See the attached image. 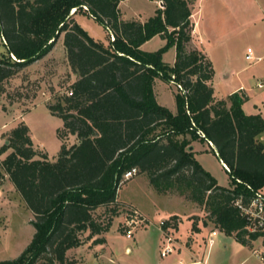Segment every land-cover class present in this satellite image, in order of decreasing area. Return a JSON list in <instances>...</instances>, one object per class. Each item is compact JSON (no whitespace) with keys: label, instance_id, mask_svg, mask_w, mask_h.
Masks as SVG:
<instances>
[{"label":"trees","instance_id":"1","mask_svg":"<svg viewBox=\"0 0 264 264\" xmlns=\"http://www.w3.org/2000/svg\"><path fill=\"white\" fill-rule=\"evenodd\" d=\"M121 1L0 0L7 55L0 57V84L46 56L60 36L75 76L67 93L47 105L61 120L55 158L33 145L24 122L0 147V157L11 150L0 162V183L7 176L34 215L29 244L0 264H75L67 251L93 237L94 245L104 244L99 236L118 215L117 191L132 168L156 191H174L202 206L214 227L250 250L259 238L264 248V233L249 232L234 206L237 198L248 203L253 192L264 193V120L244 113L243 94H231L229 108L214 98L211 62L188 49L195 0H159L162 8L145 22L121 19ZM78 11L104 27L107 45L75 22ZM154 36L166 45L141 50ZM169 46L176 50L173 67L161 60ZM157 79L173 80L184 91L175 96V113L157 103ZM67 137L76 143L66 146ZM193 141L213 144L228 168L230 188L217 185L197 162L189 150ZM99 209L104 212L96 215ZM170 220L176 227V217ZM168 226L166 221L163 228Z\"/></svg>","mask_w":264,"mask_h":264},{"label":"rangeland","instance_id":"2","mask_svg":"<svg viewBox=\"0 0 264 264\" xmlns=\"http://www.w3.org/2000/svg\"><path fill=\"white\" fill-rule=\"evenodd\" d=\"M157 8H161L159 0H124L119 3L121 19L126 21L139 19L145 22L154 16ZM75 15V22L94 40L103 45L108 44V34L100 23L82 11ZM191 21L195 22L192 24L195 26L196 36L188 49L200 50L208 57L218 84L222 82L221 73L225 68L235 71L244 69L245 75L256 70L254 61L246 60L244 55L247 53L246 49L255 51L259 41L264 40V0H195ZM112 38L114 37L110 36V41ZM59 39L46 56L0 84V147L7 144L10 130L24 122L29 129L33 145L42 153L46 152L49 158L57 156L60 141L56 136V129L61 120L49 112L47 105L53 104L56 97L66 94L69 85L75 80L68 65L62 38ZM165 45L164 39L154 36L142 48L147 52H155ZM1 56L7 57L0 33ZM175 57V47L169 46L162 53L161 60L173 67ZM263 65L264 63H261L260 66ZM178 92L183 94L173 80L169 83L160 80L155 87L157 103L175 113V96ZM63 142L66 146H71L76 140L74 137H67ZM196 142L198 141H193L191 145ZM202 144L208 152L197 154L195 159L205 171L214 175L218 185L227 186L230 183L229 175L221 168L206 142ZM10 151L7 150L0 157V162ZM115 202L118 215L113 217L109 231L99 236L104 238L105 243L94 245L92 240L98 237H93L82 246L67 251V260H73L75 264H110L111 256L113 258L114 255L108 242L114 243L113 248L131 244V239L127 241L119 237V243L115 239L117 235L124 236L120 228L126 218L127 208H141L146 211L144 217L148 219H157L164 215V211L171 209L184 211L193 208V212L199 214L192 217L195 221L201 219L205 225L210 224L202 206L188 201L174 191H156L147 178L139 173L128 180L122 178ZM103 212L104 209H99L95 214ZM32 220L34 215L5 176L0 183V261L15 259L26 248L34 233ZM85 236L86 233L83 237ZM261 243V240L256 242V250L260 249ZM147 256L149 262L144 264H159L161 260L154 247Z\"/></svg>","mask_w":264,"mask_h":264},{"label":"crops","instance_id":"3","mask_svg":"<svg viewBox=\"0 0 264 264\" xmlns=\"http://www.w3.org/2000/svg\"><path fill=\"white\" fill-rule=\"evenodd\" d=\"M72 12H74V10ZM139 21L143 22L141 20ZM195 36L196 33L194 26L192 32V42L195 40ZM61 38L62 37H60V39ZM143 45L140 47L141 50H143ZM252 55L254 61L253 64L256 65L257 68L252 73H249V75L243 74L244 69H237L235 71L230 68H225L221 73L222 82L218 84L215 80V70L213 68L214 75L211 82L213 95L217 100H225L226 106L229 108L230 103L227 100L228 97L233 93L243 94L246 97V100L242 104L244 113L247 115L260 114L264 120V65L260 66L261 63H264V40L261 39L259 41V45L256 47V50H252ZM244 56L246 59V54ZM159 81V79L155 80L154 94L156 84ZM205 142L210 151L212 152L213 150L215 152V155L212 152L213 155L218 160L221 168L227 174V166L220 159H218V155L213 144L210 145L209 142ZM191 148L194 156L204 151L208 152L207 148L205 149L203 147L202 141L196 142L191 146ZM208 173L214 178V175L210 171ZM220 187L230 188V183H228L227 186ZM138 210L143 216H145L144 214H146V211L141 208ZM193 211V208L184 211H173L171 209L167 210V212L164 211V215L157 219H148L145 217L148 224L136 230L132 239L129 240L131 241L130 246L126 243L122 244L120 248H113L114 243L108 242L109 249L114 255L113 258L111 256L110 264H135V262L142 264L145 262L148 263L147 253H151L152 247L155 248L156 255H158L161 259L159 264H264V259L262 260L259 257V255L264 256V248L262 244L260 245L259 250L255 249V244L258 240H261L260 238L253 243V248L250 250L246 246L237 242L233 236H228L214 227L211 222L210 224L205 225L201 219L195 221L192 217L199 214ZM173 216H175L177 220L176 227L174 226L173 220H170ZM161 221H169L167 230H170L175 238V249L173 253L165 258L160 257V248L163 236L158 224ZM212 232H215V235L212 237V244L209 245L208 240L211 237ZM119 237L128 241L126 237L117 235L115 236V239L118 243ZM112 259L115 261H112Z\"/></svg>","mask_w":264,"mask_h":264},{"label":"built area","instance_id":"4","mask_svg":"<svg viewBox=\"0 0 264 264\" xmlns=\"http://www.w3.org/2000/svg\"><path fill=\"white\" fill-rule=\"evenodd\" d=\"M246 59L249 61L253 60L252 51L250 49H247ZM177 87L184 94V91L182 90L181 86L177 85ZM226 169L228 171V168ZM136 174H137V169L132 168L126 173H124L122 178L124 180H128ZM234 206L238 209L240 216L244 218L247 226V230L249 232L264 233V193L263 192L261 191L253 192V195L248 201V203H244L241 197L237 198L234 201ZM164 223L165 221H161L158 224L163 236L162 245L160 248L161 258L167 257L168 255L173 253L175 249V238L173 237L170 230H167V227L163 228ZM147 224H148L147 219L138 210L134 208H127L126 218L124 220V223L122 224L124 236L127 239H132L133 234L136 232V230L142 226H146ZM214 235L215 232H212L211 237L208 240L209 245L212 244L213 242L212 237ZM259 257L262 260L264 259V256L259 255Z\"/></svg>","mask_w":264,"mask_h":264},{"label":"water","instance_id":"5","mask_svg":"<svg viewBox=\"0 0 264 264\" xmlns=\"http://www.w3.org/2000/svg\"><path fill=\"white\" fill-rule=\"evenodd\" d=\"M160 5H161V8H162V2H160ZM86 9V8H85ZM72 13V12H71ZM114 40V39H113ZM112 40V41H113ZM210 145H212L211 143H210ZM189 150L191 151L192 150V148L191 147H189Z\"/></svg>","mask_w":264,"mask_h":264}]
</instances>
